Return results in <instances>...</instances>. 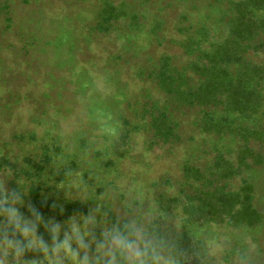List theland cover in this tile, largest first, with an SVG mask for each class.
<instances>
[{"label":"rangeland","instance_id":"374dc122","mask_svg":"<svg viewBox=\"0 0 264 264\" xmlns=\"http://www.w3.org/2000/svg\"><path fill=\"white\" fill-rule=\"evenodd\" d=\"M246 1L0 0V264H113L120 246L127 264H176L167 251L141 257L158 227L188 231L206 263L264 264V163L228 184L254 183L259 224L171 214L185 165L208 174L223 158L237 169L244 142L235 132L264 133V100L246 115L219 96L205 107L213 126L204 107L171 94L202 82L194 66L211 64L207 52L234 45ZM257 5L244 47L264 42ZM249 50L251 62L263 59ZM171 116L182 137L174 145L154 126ZM254 139L264 156V134Z\"/></svg>","mask_w":264,"mask_h":264},{"label":"trees","instance_id":"16d2710c","mask_svg":"<svg viewBox=\"0 0 264 264\" xmlns=\"http://www.w3.org/2000/svg\"><path fill=\"white\" fill-rule=\"evenodd\" d=\"M251 1L253 3H250ZM263 1L247 0L240 3L242 6L236 10L233 26V32L237 37L235 46L223 45L214 51L207 52L206 56L211 58V64L194 66L202 77L200 84L191 86L187 90L171 87V94H178L175 95L177 96L176 100L179 99L188 104L186 106L204 107L205 116L210 119L213 126L218 125L217 122H213L216 118L211 115L214 113L205 107L212 109L217 106L220 102V99H217L219 96L226 97L227 107L240 114L255 113L257 108L262 106L264 100V42H253L248 47H244L242 42L247 38H252L255 34V26H257L256 19L251 15L250 6L253 7ZM250 48L253 49L256 56H263L260 62L250 61L247 55ZM234 67L236 71L232 69ZM163 122L154 124L162 136L168 137L172 145L175 142H181L182 137L177 131V123L172 116L171 124ZM206 124H208V120H206ZM235 134H239L244 142L240 151L242 157L238 162L237 169L230 161L223 158L218 166L208 174L203 173L199 167L185 165L184 173L188 181L181 187L179 193L171 196V201H179L182 206L180 209L177 205L172 206L171 214L174 209H178L181 211L183 221L187 223L211 220L232 226H255L262 222L263 213L254 202L256 191L254 183L245 179L238 191L228 190V184L240 169L251 170L256 164L264 163L263 153L260 150L255 151L250 145L252 139L255 140L257 135L262 136L264 133L256 128L242 127ZM250 159L254 160V165L251 164ZM0 194L2 197V193ZM124 228V225L119 228L124 231L122 236L127 234ZM167 231L168 229L158 227L157 235L152 232L155 239L148 241L147 246L141 248V257L150 259L155 255L154 253L161 250L167 251L176 264H209L206 263V255L202 251L204 245L201 241L193 239V236L186 230L180 232L177 237L171 236ZM112 263L127 264L123 246L115 249Z\"/></svg>","mask_w":264,"mask_h":264},{"label":"clouds","instance_id":"9594fccd","mask_svg":"<svg viewBox=\"0 0 264 264\" xmlns=\"http://www.w3.org/2000/svg\"><path fill=\"white\" fill-rule=\"evenodd\" d=\"M140 264H146V261H143V260H142V261L140 262Z\"/></svg>","mask_w":264,"mask_h":264}]
</instances>
